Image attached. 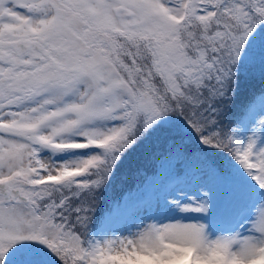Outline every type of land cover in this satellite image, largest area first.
I'll return each mask as SVG.
<instances>
[{"label":"snow or ice","instance_id":"obj_1","mask_svg":"<svg viewBox=\"0 0 264 264\" xmlns=\"http://www.w3.org/2000/svg\"><path fill=\"white\" fill-rule=\"evenodd\" d=\"M241 65L264 79V0H0V264H264Z\"/></svg>","mask_w":264,"mask_h":264},{"label":"trees","instance_id":"obj_2","mask_svg":"<svg viewBox=\"0 0 264 264\" xmlns=\"http://www.w3.org/2000/svg\"><path fill=\"white\" fill-rule=\"evenodd\" d=\"M242 76H247V79H241ZM237 91L233 96L231 103H229L225 109V123L232 125L233 127L239 128L240 122L242 119L246 118V113L252 105L255 96L259 93L260 89L264 88V79H261L258 72L249 76L247 72V68L244 65H241L237 68ZM199 147L196 143L188 144L186 150L191 153L196 151ZM214 152V150H213ZM218 162L227 161L228 156L222 155L215 157ZM146 162V158L144 155V149L141 147L140 149L134 150L130 152L125 158L124 163L121 165V172L127 173L130 169L136 167L139 164H144ZM182 167V166H181ZM153 169L151 167L147 168V172L150 175ZM119 176V173H118ZM239 178H245L244 176H240ZM135 181L129 179L127 182L121 186L120 182L117 181L114 187L109 189V194L115 192L117 195L124 191L127 188L133 187ZM106 197L101 200V207L98 209V212H103L105 208ZM94 221L99 220V215L93 218Z\"/></svg>","mask_w":264,"mask_h":264},{"label":"rangeland","instance_id":"obj_3","mask_svg":"<svg viewBox=\"0 0 264 264\" xmlns=\"http://www.w3.org/2000/svg\"><path fill=\"white\" fill-rule=\"evenodd\" d=\"M254 127V126H253ZM248 135H251L250 132H247ZM64 158H69L67 156H65ZM177 172H180L182 171V167L181 166H177V169H176ZM241 183L245 184V185H248L250 183V181L245 177V178H239ZM223 198V194H218V199H221L222 200ZM189 219H196L195 216H192V217H189Z\"/></svg>","mask_w":264,"mask_h":264}]
</instances>
